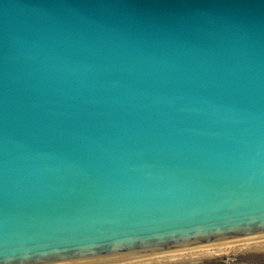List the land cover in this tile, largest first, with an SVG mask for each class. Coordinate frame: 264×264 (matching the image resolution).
I'll list each match as a JSON object with an SVG mask.
<instances>
[{
  "label": "water",
  "instance_id": "water-1",
  "mask_svg": "<svg viewBox=\"0 0 264 264\" xmlns=\"http://www.w3.org/2000/svg\"><path fill=\"white\" fill-rule=\"evenodd\" d=\"M264 243V0H0V264Z\"/></svg>",
  "mask_w": 264,
  "mask_h": 264
},
{
  "label": "rangeland",
  "instance_id": "rangeland-1",
  "mask_svg": "<svg viewBox=\"0 0 264 264\" xmlns=\"http://www.w3.org/2000/svg\"><path fill=\"white\" fill-rule=\"evenodd\" d=\"M262 246L264 247V243L225 248L220 250V252L204 254L205 256L197 255L202 258L194 256L191 260V257H189L190 260L184 259L180 261L181 263L174 262L173 264H264V248Z\"/></svg>",
  "mask_w": 264,
  "mask_h": 264
},
{
  "label": "bare ground",
  "instance_id": "bare-ground-1",
  "mask_svg": "<svg viewBox=\"0 0 264 264\" xmlns=\"http://www.w3.org/2000/svg\"><path fill=\"white\" fill-rule=\"evenodd\" d=\"M263 244V243H262ZM254 246V245H253ZM262 248H264L262 246ZM261 248V249H262ZM222 249H225V248H221L220 250ZM242 249V248H240ZM239 249V250H240ZM244 249V247H243ZM220 250H209V251H204V252H198V253H189V254H185V255H173V257H160V258H157V259H148V260H141V261H136V262H125L123 264H173L174 262H179L181 263L180 261L181 260H184V259H189V257H191V260H192V257L194 256H197V255H204V254H211V253H214V252H220ZM238 250V249H237ZM247 250V249H246ZM263 250V249H262ZM229 251V250H228ZM231 251V250H230ZM222 252V251H221ZM199 256V257H200ZM205 256V255H204ZM197 256V258H199ZM196 258V257H195ZM196 258V260H197ZM202 258V257H200ZM194 259V258H193ZM190 260V259H189ZM188 260V261H189ZM186 261V260H185ZM183 261V262H185Z\"/></svg>",
  "mask_w": 264,
  "mask_h": 264
}]
</instances>
